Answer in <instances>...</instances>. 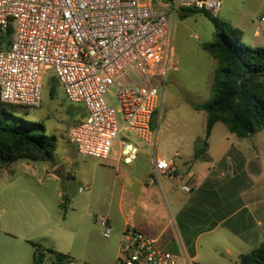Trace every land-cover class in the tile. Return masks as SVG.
Returning a JSON list of instances; mask_svg holds the SVG:
<instances>
[{
  "label": "built area",
  "instance_id": "obj_1",
  "mask_svg": "<svg viewBox=\"0 0 264 264\" xmlns=\"http://www.w3.org/2000/svg\"><path fill=\"white\" fill-rule=\"evenodd\" d=\"M223 0H0V102L38 108L43 78L51 73L65 99L86 116L68 129L76 153L98 161L132 164L140 148L155 149L151 120L160 102L157 82L172 67V30L180 11L218 18ZM264 29V8L258 17ZM7 41V45H6ZM124 134L123 138L121 135ZM152 176L174 178L189 193L172 163L153 154ZM109 238L105 216L94 218ZM137 230L121 235L117 264H176Z\"/></svg>",
  "mask_w": 264,
  "mask_h": 264
},
{
  "label": "rangeland",
  "instance_id": "obj_2",
  "mask_svg": "<svg viewBox=\"0 0 264 264\" xmlns=\"http://www.w3.org/2000/svg\"><path fill=\"white\" fill-rule=\"evenodd\" d=\"M263 8L264 0H223L218 19L238 28L242 43L255 46L259 38L254 33L259 29ZM179 13L172 30L173 68L164 81L156 83L160 102L151 120L156 145L155 149L149 147L151 154L176 161L185 159L202 142L206 114L194 111L185 102L201 104L212 97L210 86L217 68L215 60L201 48L213 39L212 24L202 15L191 13L180 20ZM51 77L48 73L43 78L40 106L23 110L27 120L56 137L52 161L18 160L0 169V264H32L34 245L44 253L41 264H55L54 254L46 250L68 255L72 264H116L101 253L113 240V233L103 238L101 227L94 222L95 216L113 219V213L107 214L92 191L80 190L95 176L98 183L99 162L76 154L67 139L68 129L80 120L83 110L65 99L62 87L55 80L51 84ZM175 154L180 158L174 159ZM207 156V161L196 160L192 170L209 165L212 178L223 173L224 180L233 173H244L247 189L241 200L254 203L251 208L261 221L260 229H264V128L238 138L216 123ZM200 157L206 158L203 154ZM171 191L174 202L188 197L180 187L174 186ZM240 219L243 217L237 216L234 223ZM219 233L229 232L206 235L201 243L219 237Z\"/></svg>",
  "mask_w": 264,
  "mask_h": 264
},
{
  "label": "trees",
  "instance_id": "obj_3",
  "mask_svg": "<svg viewBox=\"0 0 264 264\" xmlns=\"http://www.w3.org/2000/svg\"><path fill=\"white\" fill-rule=\"evenodd\" d=\"M185 13L202 15L215 29L213 39L201 46L217 64L210 86L212 97L201 104L185 102L194 111L206 114L204 137L194 155L197 158L207 150L208 138L216 123L223 124L229 134L238 138L249 137L264 128V45L242 43V32L238 28L210 17L204 11H181L178 18L186 19ZM8 38L9 31L0 35V49L2 41ZM54 80L52 75L51 84ZM23 109L28 108L0 102V169L18 160L48 162L53 159L56 137L46 134L42 125L27 120ZM244 178L241 172L233 173L222 183L212 182L211 179L204 182L176 218L188 245L199 234L209 232L220 224L246 239L250 226L247 223L252 224L253 220L247 215L245 203L240 197L247 189ZM238 210L236 217L242 216L243 219L234 223L230 216ZM261 231L262 241L250 252L241 254L232 264H264V229ZM40 248L34 245L32 264L43 262L44 253ZM46 251L54 254L55 264L72 263L68 255Z\"/></svg>",
  "mask_w": 264,
  "mask_h": 264
},
{
  "label": "crops",
  "instance_id": "obj_4",
  "mask_svg": "<svg viewBox=\"0 0 264 264\" xmlns=\"http://www.w3.org/2000/svg\"><path fill=\"white\" fill-rule=\"evenodd\" d=\"M254 36L259 38L258 44L255 46H263L264 29L260 30L258 35L254 33ZM81 109L83 114L79 121L86 116L82 105ZM138 146L140 153L130 165H123L115 158L108 161L97 160L100 166V171L97 174L98 183L96 184L95 176L80 189L82 191H92L97 202L105 207L107 214L113 213V219L105 216L109 219L113 240L109 244H105L104 251L101 252L111 258L112 262L117 260L121 235L127 227H131L155 241L156 248L176 256V264H232L238 260L241 254L250 252L262 241L261 221L257 220L253 213L254 210L251 208L253 202L244 205L247 215L253 220L248 228L246 239H242L222 224L209 232L199 234L189 245L181 234L176 218L186 208L189 201L195 197L198 190L203 187L204 182L208 179L217 183L225 181L223 173L215 176V179L212 178L213 171L209 165L204 168L197 167L195 171L192 170L193 163L196 160L204 159L207 161L209 159L207 155L210 149V137L208 138L207 150L203 153L206 158L194 157L200 146L187 153L186 158L179 161L171 160L165 156H158L159 158L168 159L174 166L176 174L187 180L190 189V192L186 193L188 197L177 202L172 200L171 190L174 186L180 187L178 181L174 178L158 177L156 183L150 184L153 153L151 154L148 146L147 149L144 148L146 145L142 143ZM175 157L180 158L178 154H175L174 159ZM238 212L239 210L230 216L231 220H235ZM221 230H227L229 233H219V237H213L201 243L204 236L221 232ZM243 246L247 248L237 250L243 248Z\"/></svg>",
  "mask_w": 264,
  "mask_h": 264
}]
</instances>
